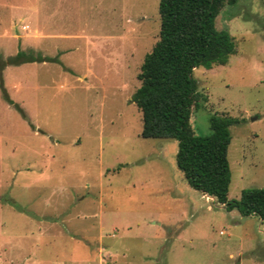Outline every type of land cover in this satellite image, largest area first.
<instances>
[{"label":"rangeland","instance_id":"1","mask_svg":"<svg viewBox=\"0 0 264 264\" xmlns=\"http://www.w3.org/2000/svg\"><path fill=\"white\" fill-rule=\"evenodd\" d=\"M236 52L193 70L190 124L229 126V200L264 187V0L214 19ZM158 0H0V264H264V219L192 188L177 141L142 137L131 96ZM11 101V102H10Z\"/></svg>","mask_w":264,"mask_h":264},{"label":"trees","instance_id":"2","mask_svg":"<svg viewBox=\"0 0 264 264\" xmlns=\"http://www.w3.org/2000/svg\"><path fill=\"white\" fill-rule=\"evenodd\" d=\"M236 0H158L159 36L140 65L139 86L131 96L141 112L140 136L173 138L177 141L176 165L186 182L211 196L227 210L264 219V187L241 190L229 200V126L239 120L226 114L209 117L210 132L194 133L190 124L193 108L200 107L201 94L193 70L227 63L236 52L226 29H216L214 19L221 7ZM46 60L18 50L0 62L17 64ZM11 102V101H10Z\"/></svg>","mask_w":264,"mask_h":264}]
</instances>
